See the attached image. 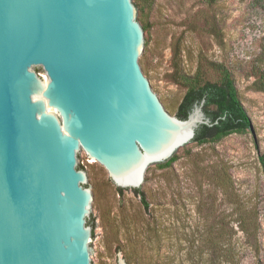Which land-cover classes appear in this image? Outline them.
I'll return each instance as SVG.
<instances>
[{
  "label": "water",
  "instance_id": "water-1",
  "mask_svg": "<svg viewBox=\"0 0 264 264\" xmlns=\"http://www.w3.org/2000/svg\"><path fill=\"white\" fill-rule=\"evenodd\" d=\"M150 41L136 0H0V264H95L84 151L141 189L214 125L206 99L173 115L143 66Z\"/></svg>",
  "mask_w": 264,
  "mask_h": 264
},
{
  "label": "rangeland",
  "instance_id": "rangeland-1",
  "mask_svg": "<svg viewBox=\"0 0 264 264\" xmlns=\"http://www.w3.org/2000/svg\"><path fill=\"white\" fill-rule=\"evenodd\" d=\"M145 16L151 41L143 66L173 115L186 92L173 79L178 50L188 75L202 58L230 69L252 129L217 143L192 142L172 167L155 165L141 187L148 208L142 194L120 192L105 167L84 151L80 166L98 198L94 263L264 264V92L252 86L256 67L264 70V8L255 0H220L212 7L205 0H151ZM221 166L233 178L239 204L209 178ZM242 208L258 219L255 237L240 230Z\"/></svg>",
  "mask_w": 264,
  "mask_h": 264
},
{
  "label": "trees",
  "instance_id": "trees-1",
  "mask_svg": "<svg viewBox=\"0 0 264 264\" xmlns=\"http://www.w3.org/2000/svg\"><path fill=\"white\" fill-rule=\"evenodd\" d=\"M220 0H205L210 7L215 6ZM141 12L144 20V30L148 31L150 25L145 16V10L151 3V0H139ZM255 4L264 8V0H255ZM146 38V44L148 43ZM174 73L173 79L176 84L186 89L185 95L176 111V116L181 119H187L194 105L206 99L204 110L212 119L214 125L201 126L193 142L197 145L207 143H217L232 134H246L252 129V120L245 109L236 86V81L230 69L222 64L213 61L201 59L197 71L194 75L186 74L180 64V52H174ZM214 75V79L211 78ZM253 88L257 91L264 92V70L256 67L255 81ZM218 121V123H215ZM179 160L178 155H174L169 161L157 164L159 169L172 167ZM209 173L214 183L218 185L222 194L230 200L232 204H239L235 201L234 181L228 168L225 166L214 167ZM80 169L84 167L80 166ZM120 192L123 189L118 188ZM135 193L142 194L143 202L148 208L149 203L146 200L144 192L141 189H133ZM241 214L237 219L240 230L248 237H255L259 231L260 225L256 216L246 208H242ZM89 223L93 227V238L95 237L96 220L91 218ZM126 264H132L126 262Z\"/></svg>",
  "mask_w": 264,
  "mask_h": 264
}]
</instances>
